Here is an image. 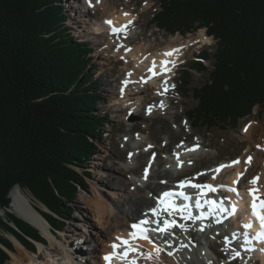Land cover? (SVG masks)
Masks as SVG:
<instances>
[{
    "label": "trees",
    "instance_id": "trees-1",
    "mask_svg": "<svg viewBox=\"0 0 264 264\" xmlns=\"http://www.w3.org/2000/svg\"><path fill=\"white\" fill-rule=\"evenodd\" d=\"M157 1L152 24L159 30L187 35L206 28L217 41L213 54L203 51V60L181 74L184 96L194 93L187 113L193 125L236 129L257 107L264 117V0ZM64 19L57 0H0V211L7 216H0V264L13 251L1 232L32 251L46 243L8 211L13 188L28 190L49 210L37 209L51 228L63 231L72 214L67 203L91 176L81 171L98 153L90 140L109 121L94 114L105 99L93 92L94 50L66 34ZM207 72L209 80L192 90L194 73Z\"/></svg>",
    "mask_w": 264,
    "mask_h": 264
},
{
    "label": "rangeland",
    "instance_id": "rangeland-1",
    "mask_svg": "<svg viewBox=\"0 0 264 264\" xmlns=\"http://www.w3.org/2000/svg\"><path fill=\"white\" fill-rule=\"evenodd\" d=\"M57 1L65 17L64 26L66 27V34L77 41L90 44L94 49L91 55L93 58L91 67L93 73H95L98 84L93 92L101 93L102 97L105 98V101L101 98L96 101L94 114L106 116L109 121L105 123V129L100 131L99 134L95 132L96 138L90 140L98 149V153L92 159L87 160V168L81 171L82 173L86 171L91 176L87 179V185H78V187H76V196L71 202L67 203L68 205L65 210L72 208L69 210L72 214L69 218L66 217L67 219L63 226V231H56L57 233L53 235L50 234L49 236L43 233L46 237L45 245L39 243L37 244L36 250L33 251L27 248L29 250L27 251L37 260L36 264H63L62 261L65 262L64 259H62L65 257L64 252L71 246V242L67 240V237L74 239L75 234H77L75 240L72 241L74 242V248L79 250H81L82 247L85 249L101 248L102 250L103 241L107 242V237H109V235L106 234L107 227L94 218L91 204L95 201H99L112 205L114 215L119 217V210L123 208V206H119V204L113 201L112 194L120 191L119 188L128 190L133 179H140L141 176L146 173L145 169L148 165L147 162L149 160L150 162L152 160L154 161L159 151L161 158L173 156L174 150L183 146L184 143L189 142L192 148L195 142L202 139L207 150L213 154L212 158L204 159L195 170L199 175H204L203 177L205 178L203 179L208 177L207 173L209 171H212L216 167H221L224 165L223 163H227L228 161L234 163L235 160H238L241 161L240 165L243 161H250L248 166L244 167V175H242V177L248 173L256 162L260 169L264 168V164H262L264 163V117L261 118L258 115L259 108H255L253 114L243 119L236 129H214L210 132L200 128L193 129L190 127V120H187V112L190 110V107L195 104L193 98L194 93L184 97V92L179 91V93H176V95L171 98L173 103L170 106L171 110L168 111L170 114L159 113L151 116L148 114V110L154 106L155 101L159 100L157 93L158 88L155 89V84L152 85L151 83L147 85V88L144 89L143 92H139V96L131 95L127 99H121L122 93L119 88L122 85L123 78L128 73L132 72L136 79L141 81L140 74L136 73L139 71L141 72L140 69L138 70L136 60L133 59L129 53L125 54L122 52L123 46L121 48V45H117L115 42L110 44L107 37L103 38L101 36L104 32H107L106 36H108L110 29L102 27L103 24L99 19L100 16H92L89 12L83 11L82 8L85 3L83 0ZM109 2L114 6L116 11L125 8L132 12L131 15L135 17L138 16L134 24L136 27H132V30L128 31L129 35L131 34L130 37L133 39L132 48L151 46L156 50H160L161 53L167 48L174 47L173 41L180 38L178 39L177 46L183 45L182 47L185 48V50L182 51L180 61L178 62V69L175 70L177 75L175 83L178 87L181 86L182 71L198 60L199 54L202 51L209 50V52L213 54L216 50L217 41L212 37L208 42L200 41V37L202 39L201 33L204 32L206 34V29L197 30L195 33L187 34L186 36L180 34L170 36L152 25L153 15L159 11L157 0H109ZM97 28L100 30L98 31ZM94 33L98 35L95 36ZM135 37H137L136 40H134ZM121 43H123V41H121ZM211 64L212 62L210 61L205 62V65L209 67L210 70H212ZM208 80L209 72L195 73L191 86L192 90L195 87L197 88L205 84ZM152 102L153 104H151ZM121 110H126V112L122 113L120 112ZM133 111H140L141 115H136L133 119ZM244 128L252 129L248 134ZM138 130L145 133H141ZM142 139L145 143L143 144L145 147L143 146L139 149V154L141 152H146V149H153L154 147L158 151L154 153L153 159H150V155L146 156V164L141 160H138V163L134 162L135 166L140 170V172L137 173L134 169H128L127 165L133 160L134 152L132 151V147ZM125 140L131 141V147L125 146ZM250 147L253 149L251 152L249 151ZM259 152H263V155L261 156ZM228 166L230 168L233 167L230 164ZM252 176H254V174H252ZM117 179L118 182L116 183ZM226 179L227 178L221 174L214 178L216 182H225L224 180ZM258 179L260 183H263L261 178L258 177L257 180ZM112 187L116 188L113 189ZM15 189H19V192L27 198V201L30 200L36 209L49 213V210L43 204L39 203L28 190H24L20 186H17L13 188L12 192ZM78 206L82 208L79 209ZM8 211L11 215L20 220L27 221L15 212L13 206H11ZM0 216L4 217L6 220L7 216L4 211H0ZM28 223L33 225L30 222ZM10 226L13 225L10 224ZM33 226L40 230L38 226ZM16 231H18V229H16ZM87 232L96 238V240L99 235H102L99 244H90L87 242V237L85 235ZM1 236L3 239L10 241L13 248V251L6 250L9 255L7 264H18L15 262V256L17 255L19 258L26 256L19 250L20 244H23L11 234H4V232H1ZM200 241L204 242V238H200ZM220 241H217V243H219L218 245L216 241L212 239V243L214 242L212 247L214 248L216 246V249H214L212 253L209 252L211 262L213 258L215 260L213 264H229L227 260H217L221 255L226 258L221 254V251H223L221 245L223 243ZM18 242L20 244H18ZM0 246L2 247L1 244ZM23 248L26 249L24 245ZM57 248L60 250V253H51ZM86 251L88 252V250ZM19 252L21 255H19ZM41 255L44 258H41ZM102 255V252H99L96 256L86 255V257H88L90 261L94 260L97 264L98 261H101ZM218 255L220 257H218ZM227 258L229 257L227 256ZM42 261L47 263H42ZM241 261H245L244 264L250 262L244 259ZM243 262L235 264H243Z\"/></svg>",
    "mask_w": 264,
    "mask_h": 264
},
{
    "label": "bare ground",
    "instance_id": "bare-ground-1",
    "mask_svg": "<svg viewBox=\"0 0 264 264\" xmlns=\"http://www.w3.org/2000/svg\"><path fill=\"white\" fill-rule=\"evenodd\" d=\"M83 1L85 2L82 8L83 11L89 12L92 16H100L99 19L102 21L103 24L102 27L103 28L105 27V29L106 28L110 29L108 36H106L107 32H104L103 34H101V36L103 38L107 37L110 44L114 42L117 43L119 42V40H123L124 45L123 43H121V45L123 46L122 52L125 54L129 53L133 57V59L136 60L138 65V70L139 69L141 70V72L135 71L136 73L140 74L141 81H138L132 72L128 73L123 78L122 81L128 82V80H130L131 84L127 89H125L124 86H121V88H119L120 90L125 91L124 92L125 95H121V99H127L131 95H135V96L138 95L139 92H143L144 89L147 88L148 83L153 82V84H155V89L158 88L157 90L158 94L160 92H168V94L165 98H159L158 105L155 107L156 111H154L155 109L153 108L152 109L149 108L148 114H150L151 116L159 113L170 114L168 111L171 110L170 106L173 103L171 97L175 96L176 94V89L174 88V84L173 83L165 84L164 81H159V82L151 81L150 75L154 71L153 69L156 70L161 68L162 58L164 57L165 52L169 51L170 49L172 48L174 49L178 47L180 48V52L175 57L176 62L179 60L180 55L183 51L182 50L183 45L177 46V42L179 41L178 39L180 38L173 41V45H175L174 47L167 48L163 50L161 53L160 50L158 49L156 50L151 46L132 48L133 39L130 37L131 34L129 35L128 31L129 29L132 30V27L130 25L135 24L138 16L135 17L131 15L132 12L130 10H126L125 8L116 11L114 6L110 4L109 0H83ZM117 27L124 28L125 29L124 32H122L120 36H118L117 34L110 36L112 29L113 28L116 29ZM135 27L136 25L133 26V28ZM97 29L98 31L100 30L99 28ZM94 35L97 36L98 34L94 33ZM201 36L202 39L200 37V41L202 40L204 42H208L210 39V37H208L204 32L201 33ZM136 39L137 37L134 38V40ZM160 101L162 102V104H160ZM151 104H153V102ZM120 112L124 113L126 112V110H121ZM136 115H141L140 111H133V115H132L133 119L135 118L134 116ZM251 129L252 128L250 129L248 128L247 130L248 134L249 132H251ZM138 131L141 133H145L141 130ZM124 143L125 146L131 147V141L125 140ZM143 144L145 143L142 139L138 141L134 147H132L133 148L132 151L134 152L133 160L127 165L128 169H134L137 173H139L140 170L135 166L134 162L138 163L139 162L138 160H141L144 164H146L145 162L146 156L150 155V159H153L154 153L158 151L154 147L153 149H146V152H141L139 154L138 151L140 148L144 146ZM192 146H193L192 148L190 146L189 147L180 146L179 148L174 150L173 156L171 155L165 158L160 157V151H159L158 156L154 158V161L152 160L153 162L151 161L152 163L150 162V160L147 162L148 165L146 171H148V173L143 174L140 179L138 178L133 179L130 183V187L128 190H126L125 188L124 189L119 188L120 191L113 193L112 194L113 201L119 204V206H123V208L119 210V215H120L119 217L114 215V209L112 205L105 204L104 202L101 203L99 201L97 202L95 201L94 203H92L91 207L93 208L92 211L94 218L97 219L100 223H102L105 227H107L106 234L109 235V237H107L108 241L107 242L103 241L102 250L101 248H95L91 251L88 252L86 251V253H84V248L82 247L81 250L83 251L80 250L81 253H79L77 249L73 247L74 242H72L73 240H75L77 234L74 235L75 236L74 239L71 237H67V240L71 242V246L69 247V250H66L64 252L65 257H63L62 259H64L65 262L62 261V263L80 264L79 258L81 255L96 256L99 252H102L103 255H107V256L111 255L112 257H114V259H111V257L109 258L108 261H105L103 259L101 261H98L97 264H102V263L121 264L122 260L124 261L123 264H210L211 260H210L209 252L212 253L214 249H216V246L214 248L212 247V244L214 242L212 243V241H209V245L207 246V248L201 249L199 251L190 249V245H189L190 241L188 239V235L189 233H191V226L187 221L184 222V225L178 230L176 234L179 239V243L175 247L176 252L172 248L171 250L168 251V254L163 258L159 257L160 250L158 247L154 246L153 244L146 245L141 243L142 244L141 245L140 243L135 244L129 241L128 231L131 223L140 222L141 219H144L143 213L146 210H149L155 206L154 195L162 193L163 191L165 192V190L176 188L177 187L176 184H178L179 182H190V183L195 182V184L213 183L216 184L217 186H222V187L239 185L242 189V194L244 196H246L247 193L252 188H255L260 191L264 189L263 186L264 168L260 169L257 162L254 163V165L251 167V169L244 177H242V175H244L243 173L245 169L244 167L248 166L250 161H245V162L243 161L241 165L240 162L238 164L239 166L231 165L234 166V168L233 167L230 168L228 166L232 161H229L227 163L225 162L223 163L224 165L221 164L222 166L219 168L215 166L216 168H214L212 171H209L207 173L208 177L206 179H203L205 178L203 177L204 175H199V173L195 172V170L200 166V163L204 159L212 158L213 154H211L207 150V147L204 145V141L202 139L195 142ZM185 150H187V156L185 155ZM249 151L251 152L253 151V149H251L250 147ZM179 152L181 153V158L176 156V154ZM263 152L262 153L259 152L261 156L263 155ZM180 160L183 163L182 165H180L179 163ZM173 167H176L178 170H174ZM220 174L227 178L226 180H224L225 182H216L214 180V178ZM252 174H254V176H252ZM258 177L262 179L263 183L262 182L260 183L259 180H257ZM166 180L169 181L166 182ZM117 182L118 179L116 183ZM112 188L115 189L116 187H112ZM198 191H201V189H199ZM11 193H10V198L12 200L11 206L14 207L15 212L19 216L26 219L28 222L38 226L40 230L30 224L34 228L38 229L40 232L42 230L41 233L45 239L46 237L44 234L49 236L50 234L53 235L57 233L54 231V229L51 228L49 222L43 216H41V214L37 211V209L30 202V200L27 201V198H25L23 194L19 192V189H15L13 192L11 191ZM229 195L233 197L232 194L229 193ZM213 196H216V194L213 193L212 196H209L207 198L215 202L213 200ZM225 200L227 201V198ZM246 207L247 206L241 207L240 214L236 215L234 218L231 219L232 225H234V227H232L231 233L224 232L225 236L222 237L223 236L222 235L219 238V240H222L223 242V244L221 245V248L223 250L221 251V254H223L225 257L228 256L229 259L231 260H236V258L239 257V253L237 251H233L232 249L235 244L232 245L224 244V241L227 239V241L232 240L234 243H237L241 239L238 236L244 235V233L239 232L238 229L237 223L238 220H240V216L242 220L248 219L251 222V224L254 225V227H257L258 224L255 223L254 218L251 217ZM78 208L80 209L82 207L78 206ZM200 233L197 235L195 234V236L192 235L193 237L192 240L194 243H198L197 238H200ZM85 235L87 237L86 241L89 242L90 244L93 243L99 244L102 238V235H99L98 239L96 240V238H94L88 232ZM235 235L237 236L235 237ZM18 244L20 243L18 242ZM40 244L45 245L46 243H40ZM185 244L187 245L186 248L187 253H184L179 250V246L180 245L183 246ZM217 244L219 245V243ZM137 247L139 248L135 250V248ZM19 250L20 252L24 253L23 255L26 256L19 258L16 255L15 262H17L18 264H28V263L36 264L37 260L32 256V254L28 252L29 251L28 249L23 248V245L20 244ZM54 250L55 251L51 253H60V250H58V248ZM72 250H75V254L72 257L73 259L70 258V251ZM202 250H205L204 255L202 254L203 253ZM20 252L19 255H21ZM40 257L44 258L42 257V255ZM218 257L220 256L218 255ZM221 257L223 256L221 255ZM256 257L262 259L264 262V255L261 251H259L258 256L252 255L249 257H245L244 260L251 261V260H255ZM116 260L117 263H115ZM212 260L215 261L213 258ZM42 263H47V262L42 261Z\"/></svg>",
    "mask_w": 264,
    "mask_h": 264
},
{
    "label": "water",
    "instance_id": "water-1",
    "mask_svg": "<svg viewBox=\"0 0 264 264\" xmlns=\"http://www.w3.org/2000/svg\"><path fill=\"white\" fill-rule=\"evenodd\" d=\"M18 186V185H17ZM16 187V186H15Z\"/></svg>",
    "mask_w": 264,
    "mask_h": 264
}]
</instances>
